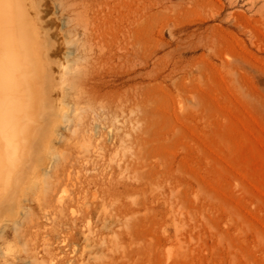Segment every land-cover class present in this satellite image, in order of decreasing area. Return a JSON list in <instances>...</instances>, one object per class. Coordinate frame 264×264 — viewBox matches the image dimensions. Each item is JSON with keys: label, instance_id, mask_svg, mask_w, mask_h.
Instances as JSON below:
<instances>
[{"label": "rangeland", "instance_id": "374dc122", "mask_svg": "<svg viewBox=\"0 0 264 264\" xmlns=\"http://www.w3.org/2000/svg\"><path fill=\"white\" fill-rule=\"evenodd\" d=\"M32 6L44 109L0 264H264V0Z\"/></svg>", "mask_w": 264, "mask_h": 264}, {"label": "bare ground", "instance_id": "6f19581e", "mask_svg": "<svg viewBox=\"0 0 264 264\" xmlns=\"http://www.w3.org/2000/svg\"><path fill=\"white\" fill-rule=\"evenodd\" d=\"M41 49L32 0H0V201L19 184L15 171L38 135Z\"/></svg>", "mask_w": 264, "mask_h": 264}]
</instances>
